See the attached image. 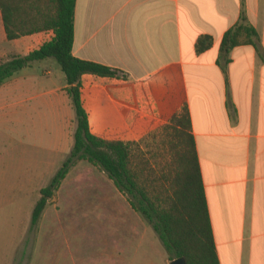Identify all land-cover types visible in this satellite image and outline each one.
I'll return each mask as SVG.
<instances>
[{
    "label": "crops",
    "instance_id": "0c3cea01",
    "mask_svg": "<svg viewBox=\"0 0 264 264\" xmlns=\"http://www.w3.org/2000/svg\"><path fill=\"white\" fill-rule=\"evenodd\" d=\"M241 19L256 33H241L247 40L231 47L225 61L222 36ZM202 34L212 42L197 51ZM25 42L7 40L0 10V57ZM72 52L117 69L111 76L81 75L83 105L98 135H135L147 124L168 123L187 105L219 262L264 264V0H75ZM31 63L0 83V107L38 97ZM41 86L47 105L69 96L67 82ZM104 111L118 123L102 127L97 115ZM114 233V255L105 264L132 263L123 249L135 240L128 235L132 225L127 243L117 227Z\"/></svg>",
    "mask_w": 264,
    "mask_h": 264
},
{
    "label": "rangeland",
    "instance_id": "374dc122",
    "mask_svg": "<svg viewBox=\"0 0 264 264\" xmlns=\"http://www.w3.org/2000/svg\"><path fill=\"white\" fill-rule=\"evenodd\" d=\"M21 37L28 38V46H7L1 60L26 53L48 34ZM31 66L39 74L38 97L0 107V264H105L114 255L115 227L120 232L118 239L126 242L127 225H132L134 233L128 235L135 239L123 247L133 259L129 264H170L163 243L150 222L132 207L130 196L118 189L101 166L86 159L71 165L37 222L31 223L39 189L70 151L76 125L71 97L60 96L53 106L41 101L42 84L66 83L57 60L48 56L34 60ZM104 99L103 108H109ZM12 112L19 118H12ZM98 116L102 127L119 121L113 112ZM167 124H147L135 135L127 130L108 132L110 137L132 141V147L149 160L151 167L145 163L142 175L146 186L168 183L165 171L171 129Z\"/></svg>",
    "mask_w": 264,
    "mask_h": 264
},
{
    "label": "trees",
    "instance_id": "16d2710c",
    "mask_svg": "<svg viewBox=\"0 0 264 264\" xmlns=\"http://www.w3.org/2000/svg\"><path fill=\"white\" fill-rule=\"evenodd\" d=\"M74 7L75 0H0L7 40L14 41L35 32L48 34L26 53L0 59V83L33 60L53 56L64 72L66 90L76 115L71 149L48 183L40 187L31 212V223L37 222L48 198L71 165L77 159H86L101 166L118 189L130 196V204L150 222L170 259L184 256L187 264H220L187 105L174 112L167 124L171 129L170 157L165 171L168 183L159 187L146 186L142 175L145 163L151 165L132 147V141L107 138L90 129L88 112L81 97V75L91 72L111 76L117 69L73 54ZM243 32L255 34L256 30L241 19L224 32L220 49L225 61L231 47L247 40L241 37ZM211 42L209 34L200 35L196 50L206 49Z\"/></svg>",
    "mask_w": 264,
    "mask_h": 264
},
{
    "label": "water",
    "instance_id": "95a60500",
    "mask_svg": "<svg viewBox=\"0 0 264 264\" xmlns=\"http://www.w3.org/2000/svg\"><path fill=\"white\" fill-rule=\"evenodd\" d=\"M170 264H187L184 256L174 257L170 260Z\"/></svg>",
    "mask_w": 264,
    "mask_h": 264
}]
</instances>
